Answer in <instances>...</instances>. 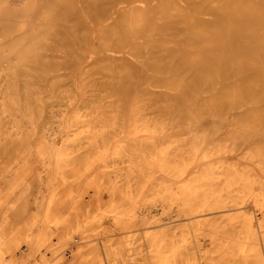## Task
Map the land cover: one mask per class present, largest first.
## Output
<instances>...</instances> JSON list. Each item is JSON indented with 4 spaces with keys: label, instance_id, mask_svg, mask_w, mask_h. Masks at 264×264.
<instances>
[{
    "label": "rangeland",
    "instance_id": "rangeland-1",
    "mask_svg": "<svg viewBox=\"0 0 264 264\" xmlns=\"http://www.w3.org/2000/svg\"><path fill=\"white\" fill-rule=\"evenodd\" d=\"M0 1L1 6L3 0ZM171 1L164 4L172 5ZM162 2L152 0L150 4L146 0L135 1L145 5L147 16L137 22V27H141L145 33L143 40L148 38L147 33L149 35L151 31H156L155 21H159L156 18L162 15L160 9L156 11V6L161 7ZM80 8L81 0H26L15 5L16 19H24L26 23L23 32L30 31L29 23L37 20L36 17H42L44 28L58 14L61 16L71 9L78 11L81 19L79 25L84 26V29L75 35L67 34L65 38L71 44L59 45L55 57L43 56L45 39L42 35L26 42L21 38L14 41L12 69L15 82L11 86L18 88L19 103L27 100L28 107H13V110L18 113L19 121H26L30 129L35 128L39 132L28 130L16 137L14 153H23L42 145L44 141L40 129L57 121L56 117L48 114L52 113L51 105L55 113L65 108L64 129L50 150L52 164L48 187H42L41 193H35L37 188L33 184L21 193H15L18 189L15 178L0 180V237L10 243L9 247L5 246L6 242L0 244V256L14 254L15 257H22L17 264H152L145 257L151 249V254L163 257H168L172 250L178 252V258L187 261V255H190L187 247L193 245L189 241L205 237L212 242L205 241L200 245L205 250V258L199 259L201 264H253L256 256L252 253L256 247L262 250L263 240H255L258 232L249 235L245 227L236 225L246 212L253 216L254 226L260 222L264 228L263 209H256L250 202L251 196L256 195L261 188L260 181L264 180V171L259 169L256 161L264 155L253 153L257 144L264 148V136L239 134L237 132L240 129L231 130L227 127L201 128L205 138L198 157L188 170L186 167L183 175L176 176L165 171L150 173V166L144 157L136 159L137 171L126 170L125 159L131 153L140 152L141 149L148 152L147 140L160 138L159 142H164V145L178 143L183 141L187 132L193 133L194 130L184 128V132L179 127L160 133L150 129L133 130L138 126H146L147 122L161 119L163 113L156 108L164 102H154L151 92L164 90L168 83L162 79L161 71L146 68L143 78H140L102 58L103 50L113 46L112 43L122 36L113 35L111 28L117 26L121 18L130 19L133 11L128 10L126 14V11L122 12L114 23L103 27L108 28L104 29L108 33L103 32L99 36L97 30L98 26L105 23L103 17L93 18L88 10ZM32 14L36 15L34 19L30 18ZM146 18H150L151 22H146ZM74 23L77 24V21ZM85 25H94L95 31L84 32L88 27ZM14 29L17 32L16 26ZM51 61V66L45 65V62ZM61 104L64 106L58 107ZM46 111L50 112L46 114ZM86 123L90 127L103 125L101 134L96 131L90 144L82 143L85 141L83 138L72 140L71 136L67 137L69 128ZM184 124L193 125L195 122L186 121ZM213 143L222 148L218 153L206 150L207 146L213 147ZM131 145L137 147L136 151L132 150ZM56 151L61 152L63 157L69 153L59 166L58 173L61 174L57 179L54 177L57 172ZM220 161L224 163L223 171L231 173L227 179L234 173L248 170L257 177V181L250 182L240 192L235 184L230 186L228 182L221 181L223 175L218 180L220 183L217 182L220 185L200 180L189 183H194L199 190L210 187L209 190L214 192L211 198L215 195L225 196L232 189L228 193L239 196L238 203L218 207L212 201L205 211L198 207L193 219H187V210H178L175 202H168L162 208L161 196L156 192L158 188L187 184L189 175L211 168L210 165ZM190 168L193 171L187 175ZM54 184L57 194L52 198ZM94 186L97 187L95 199H90L88 192L82 194L86 187L92 190ZM193 204L197 205L196 202ZM113 205L122 210L121 214L112 210ZM143 205L144 213L141 212ZM208 219V222L196 223V220ZM114 220H118L117 226L112 224ZM162 222L165 223L162 225ZM41 224L46 226L42 230ZM27 234L30 236L29 248L25 249ZM158 238L163 239V246L159 248L161 250L155 251L148 242ZM233 239L243 240L247 247H251L247 250L251 255L246 260L241 258L242 253L237 250ZM60 253L67 256L65 260H59ZM193 253L196 256L194 249ZM233 259L239 260L233 262Z\"/></svg>",
    "mask_w": 264,
    "mask_h": 264
},
{
    "label": "bare ground",
    "instance_id": "bare-ground-1",
    "mask_svg": "<svg viewBox=\"0 0 264 264\" xmlns=\"http://www.w3.org/2000/svg\"><path fill=\"white\" fill-rule=\"evenodd\" d=\"M24 1L26 0H3V5L0 6V172L2 171L0 180L7 177L8 180L15 178L18 181L16 184L18 189L15 190V193H21L33 184L32 186L37 188L36 193V191H42V187H48L52 164L50 150L54 145V140L64 129L63 112L65 108H60L55 113L52 110L53 105H51L53 114L46 111V114L50 112L48 113L50 116L56 117L57 121L40 129L44 141L41 143L42 145L23 153H14L13 148L15 146L13 144L16 137L28 130L39 133L35 128L30 129L26 121H19L18 113L13 110V107L16 109L19 106L23 109L28 107L27 100L19 103L18 88L11 86L15 82V73L12 69V60L15 54L14 41L16 38H21L26 42L42 35L45 39L43 56L55 57L59 45L69 46L71 44L65 38L67 34H78L81 29H84V26L79 25L81 19H79L78 8H76L77 10L71 9L61 16L58 14V17H55L44 28L42 17H36L37 20L29 23L30 31L28 33L23 32L26 23L24 19H16L15 5ZM135 1L138 0H121L119 2L81 0V8L84 7L85 10H88L93 18L103 17L105 20L104 24L98 26L97 34L99 36L103 32H107L104 29L108 28L103 27L114 23V20L122 12L126 11V14L128 10L133 11L134 14L130 19L121 18L120 23L111 28L113 35L122 36L116 40V43H112L113 46L103 50L102 58L110 60L115 65L125 68L140 78H143L146 68L161 71L163 73L162 79L168 83L164 90L151 92L154 94L151 95L154 102H164L162 106L156 108L158 112L163 113L161 119L155 120L153 123L147 122L146 126H138L133 130L150 129V131L160 133L162 130L179 127L192 129L194 132H187L183 141L178 143L164 145V142H159L160 138L147 140L148 152L141 149L140 152L131 153L125 159L126 170L137 171L135 166L138 162L136 159L144 157L150 166L148 167L150 173L165 171L176 176L183 175L186 167L188 170L198 157L205 138V133L201 128L219 129L227 127L231 130L240 129L237 132L239 134L249 135L252 133L264 136V0H172L170 2L172 5H165L164 3L169 2V0H162L164 6L154 5L157 7V10L155 8L156 11L160 9L162 12V15H158L156 18L159 21H155L156 31H151L148 35V29L146 40L142 39L143 34H145L143 29L137 27L138 20L147 16L145 15V5L137 4ZM148 1L151 4L152 0ZM148 1L146 0V2ZM35 16L32 14L30 18L34 19ZM76 21L77 24L74 23ZM146 22H151V19L146 18ZM15 26L18 29L17 32H15ZM93 31H95V26L90 25L84 32L92 33ZM129 32L133 34H128ZM51 64L52 61L45 62L46 66H51ZM47 95L45 98H48ZM61 106L64 105L61 104L58 107ZM47 116L44 117L47 118ZM186 121H194L195 124H184ZM44 122L46 123V121ZM47 122L49 123L48 119ZM102 126L90 127L87 123L78 124L67 130V137L71 136L72 140L83 138L85 141L82 143L86 142L88 145L95 137L96 131L101 134ZM73 148L75 147L73 146ZM77 148L79 149V147ZM131 148L135 151L137 149L133 145ZM206 148L213 154L222 149L216 143H213V147L207 146ZM253 153L262 156L264 155V148L257 144ZM55 154V166L57 168L55 170L57 172L54 177L56 176L57 179V176L61 174L58 173L59 166L65 162V157L69 153H66L64 157L59 151H56ZM249 155L253 158L252 154ZM256 161L259 169L264 171V156L256 159ZM223 166L222 161L216 162L214 165H210L211 168H204L201 171H196L193 175H189L187 184L178 187L172 185L158 188L156 192L161 196L162 208L168 202H175L178 210H187L189 215L187 219H193L196 217L195 213L198 211V207H201L199 210L205 211L212 201L218 204V207L238 203L239 196L228 193L232 189L228 190L225 196L215 195L214 198H211L210 196L214 192L209 190L210 187L199 190V187L194 183H189L200 180L215 185V182L217 184L223 175L220 180L228 182L230 186L235 184L237 191L240 192L250 182L257 181V177L248 170L234 173L230 179H227L231 173L224 172ZM191 168L190 171H187V175L193 171ZM260 183L259 192L251 196L250 202L256 209L262 208L264 212V180ZM56 187L55 184L52 187V198L57 194ZM87 192L90 193V195L88 194L90 199H95L97 187L94 186L92 190L86 187L82 194ZM193 202H196L197 205ZM116 208L114 205L112 206L113 211L121 214L122 210ZM144 211L143 205L141 212L144 213ZM252 217L245 212L242 221H239L236 226L245 227L249 235L254 231L258 232L255 240L257 238L263 240V245L261 246L262 250L256 247V251L254 250L252 253L253 256H256L253 264H264V228L260 222L254 226ZM208 221L209 219L205 221L196 220V223ZM163 223L165 222H162V225ZM112 224L117 226L118 220H114ZM1 226L2 223H0ZM45 227L41 224L40 230ZM211 229L214 231L212 227ZM28 238L30 236L27 234L25 249L29 248ZM233 240L237 245V250L242 253L241 258L246 260L247 256L251 255L247 251L251 247H247L243 240ZM205 241L212 242L205 237L204 239L202 237L189 241L193 245L187 247V250L190 251V255H187V261L183 260L185 258H178V252L175 253L172 250L168 257H163L151 254L152 250L150 249L145 257L152 264H184L185 262L187 264H201L199 259L205 258V250L200 245L204 244ZM5 242L4 238L0 237V244L5 243V246L8 245L9 247L10 243ZM162 242L163 239L158 238L152 239L148 244L154 246L153 250L159 251L161 250L159 248L163 246ZM61 253L60 261L67 257ZM21 258L15 257L14 254L10 256L1 255L0 264H17ZM180 259L182 261H179ZM238 260L233 259V262Z\"/></svg>",
    "mask_w": 264,
    "mask_h": 264
}]
</instances>
